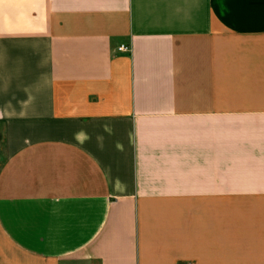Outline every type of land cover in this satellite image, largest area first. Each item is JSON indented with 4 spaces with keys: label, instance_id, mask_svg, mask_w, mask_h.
Listing matches in <instances>:
<instances>
[{
    "label": "crops",
    "instance_id": "1",
    "mask_svg": "<svg viewBox=\"0 0 264 264\" xmlns=\"http://www.w3.org/2000/svg\"><path fill=\"white\" fill-rule=\"evenodd\" d=\"M0 264H264V0H0Z\"/></svg>",
    "mask_w": 264,
    "mask_h": 264
},
{
    "label": "built area",
    "instance_id": "2",
    "mask_svg": "<svg viewBox=\"0 0 264 264\" xmlns=\"http://www.w3.org/2000/svg\"><path fill=\"white\" fill-rule=\"evenodd\" d=\"M128 48L127 47H124V46H122L121 48H120V50H122V51H124V50H127Z\"/></svg>",
    "mask_w": 264,
    "mask_h": 264
}]
</instances>
